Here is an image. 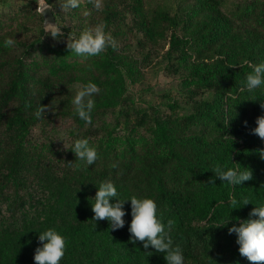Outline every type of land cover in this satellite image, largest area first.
I'll return each instance as SVG.
<instances>
[{"label":"trees","instance_id":"obj_1","mask_svg":"<svg viewBox=\"0 0 264 264\" xmlns=\"http://www.w3.org/2000/svg\"><path fill=\"white\" fill-rule=\"evenodd\" d=\"M20 2L0 11V264H34L36 232L47 228L65 237L60 264H165L163 253L128 242L130 215L115 231L91 220L89 199L105 180L122 197L156 202L185 264H252L227 228L264 203L255 152L264 145L251 134L264 86L239 92L251 71L241 62H264V0H99V9L80 0L67 11L48 0L67 38L102 26L113 39L92 57L44 33L38 0ZM10 37L15 45L5 47ZM150 70L174 84L154 89ZM88 82L100 90L91 124L72 104ZM40 106L49 109L44 118L35 115ZM67 121L59 139L57 124ZM78 138L97 149L88 168L68 150ZM216 164L247 167L253 179L233 188L214 178ZM230 195L240 203H223Z\"/></svg>","mask_w":264,"mask_h":264},{"label":"clouds","instance_id":"obj_2","mask_svg":"<svg viewBox=\"0 0 264 264\" xmlns=\"http://www.w3.org/2000/svg\"><path fill=\"white\" fill-rule=\"evenodd\" d=\"M38 10L42 16L45 10L52 7L48 0H38ZM80 0H63L60 7L65 11L76 9L79 7ZM93 6L100 8L99 0H94ZM85 15H88L85 12ZM43 25L46 34L53 40L66 39V47L68 51L75 53L80 57L97 56L104 52L109 45H113V39L106 35L102 26H96L80 32L79 35L73 34L71 38H67L62 30V26L54 22L43 19ZM5 47H13L15 39L13 37L6 38L3 41ZM248 65L251 71L246 73L239 92L251 93L256 89L264 86V62L252 64L251 61L245 59L241 62ZM237 65H233L235 67ZM98 86L93 82H88L79 87L72 98L75 116L85 122L92 123V112L95 106L93 99L94 94L99 93ZM264 109V104H261ZM48 108L41 107L36 111L37 118H44ZM226 123V121H225ZM246 125V121L244 122ZM255 127L251 129V134L257 136L262 145H264V114L258 116L255 120ZM75 159L79 160L84 167L88 168L93 165L98 158L97 149L90 145L87 138L75 139L68 149ZM259 159L264 161V147L255 150ZM235 167H224L216 164L211 172L215 179L235 188L243 182L253 179L251 169L241 167L234 164ZM213 179H209L208 183L213 184ZM93 203L91 212L93 213L92 221L106 220L110 230L115 231L125 226L123 217L128 214L131 219L128 223L127 232L129 233V243L135 245L140 242L141 247L145 250L151 248L156 253H163L165 264H185L182 249L179 246H173L171 231L173 221L163 223L158 217L157 204L152 198L138 197L130 195L122 197L117 190V186L111 180H105L96 187L94 197L90 198ZM129 203L130 212L126 213L125 203ZM227 205L235 206L238 201L235 196L230 195ZM243 205H248V199L242 201ZM234 209H236L234 207ZM230 219V218H229ZM229 219L218 223L216 227H225L229 223ZM228 234L235 235V243L238 245V253L240 256L252 262V264H261L264 262V203L254 206L248 213V218L239 220L231 227L227 228ZM38 233L39 246L34 250V264H60L62 257L65 255L66 240L55 228H47ZM145 253H152L145 251Z\"/></svg>","mask_w":264,"mask_h":264},{"label":"rangeland","instance_id":"obj_3","mask_svg":"<svg viewBox=\"0 0 264 264\" xmlns=\"http://www.w3.org/2000/svg\"><path fill=\"white\" fill-rule=\"evenodd\" d=\"M20 0H8L3 2V0H0V11L7 12L8 9L16 8V6L21 5ZM146 80L150 86H152L154 89H162V88H168L171 84H174L171 80V78H167L161 70L154 73L152 70L147 72ZM110 119V115H107ZM71 126V121L60 122L57 124V127L59 129L58 136L59 139H62L65 137L64 129L69 128Z\"/></svg>","mask_w":264,"mask_h":264},{"label":"water","instance_id":"obj_4","mask_svg":"<svg viewBox=\"0 0 264 264\" xmlns=\"http://www.w3.org/2000/svg\"><path fill=\"white\" fill-rule=\"evenodd\" d=\"M42 18L48 20L49 22H54L55 21L54 20V16H53V14L51 12V8H50V10H45V12L42 14ZM43 31H44V33H46L44 25H43Z\"/></svg>","mask_w":264,"mask_h":264}]
</instances>
